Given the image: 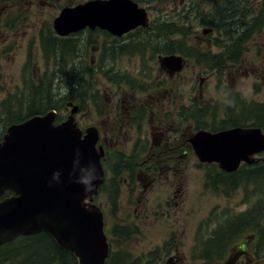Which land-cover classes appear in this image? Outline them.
<instances>
[{
	"label": "rangeland",
	"instance_id": "rangeland-1",
	"mask_svg": "<svg viewBox=\"0 0 264 264\" xmlns=\"http://www.w3.org/2000/svg\"><path fill=\"white\" fill-rule=\"evenodd\" d=\"M21 1L15 6L0 3V132L3 127L2 105H6V101L29 105L30 95L24 90L31 91L34 87L37 88L42 80L48 83L51 81L49 86L60 97L67 89L66 87L60 89L63 85L74 88L69 85V80L75 85L73 92L75 94L79 93L78 90L84 92V89L77 86L76 79L84 81L83 88L87 91V96L80 109L82 111H78L76 115V120L81 127L96 125L101 131L117 127L116 122H109L106 119L109 111H117V108L112 105L114 101L132 95L145 99L153 90H159L161 97L167 99L173 96L178 101H183V97L189 95H203L201 102L203 106L200 110L203 112L235 111L241 114L246 112L243 111V106L246 108L253 103L264 104V28L246 41L245 50H242L235 61L225 60L221 67H215L207 61L198 60L201 55L197 57L195 48H199L200 52L210 53V57L214 53L221 52H224L225 56L229 55L226 42L219 38V36L225 37L223 30L221 33L217 30L204 33L209 27L203 25L200 20L201 13L208 12L214 0H159L154 4L142 2L141 5L148 8L152 20L149 27L131 33L126 36L125 41L115 40L113 36L98 30L86 35L62 38L61 40H69L73 46L75 44L77 52L74 55V50L69 51L67 61L63 62L59 49L60 65L50 60L49 53L45 54L40 38V31L45 22L54 17L56 12L54 6L39 0ZM83 1L86 0H72L74 4ZM66 2L67 0H63V3ZM223 2L224 0H219L220 4ZM252 3L256 5L255 0H252ZM20 13L22 16L17 17ZM157 18L189 27L185 35L172 36V39L182 40L187 53L182 54L186 57L185 68L174 78H164L162 75L164 71L158 60L161 49L157 48V43L152 39ZM6 22L12 24L11 27ZM235 24L234 29H238V19ZM240 31L239 27L234 34L235 40L238 39ZM137 39L143 42L142 51L137 50L131 54L121 53L123 45ZM60 43L61 46L64 44ZM97 43L103 44L98 47ZM238 44L236 42V46ZM105 49H114L117 52L113 56L110 54L111 51L106 53ZM223 66L224 70H221ZM72 67H74L73 70H71ZM201 79L203 80L200 84ZM67 93H72V90L70 89ZM231 100H234L235 106L238 107L231 109ZM216 103L218 104L215 106ZM70 112L66 113L62 109L60 115H66L67 118ZM122 130L121 137L117 138L127 143L128 135H131L134 129L123 127ZM119 153L114 151L106 153L104 166L110 168V173L107 190L99 196V204L106 212V224L109 229L117 223L131 224L135 229L124 239L108 234L113 247L129 248L134 258L171 239V233L175 230L182 264H202L198 247H196L197 236L207 239L213 234L222 218L229 213L236 214L240 218L247 207L264 209L263 175L258 179L244 175L239 186L232 187L231 191H229L231 188L220 189L214 185L209 188L206 172L192 159L185 173L184 185H180L181 188L183 186L185 195L174 196V194L163 193L168 189L166 188L167 180L162 177L156 184L154 192L141 196L136 194L135 175L125 180L123 176L127 173L120 175L116 172V160ZM131 153L127 152L129 155ZM242 175L243 172H240L238 177L241 178ZM117 191L116 199L118 200L114 214L112 212L114 206L112 209L109 205L112 204L111 201ZM216 205H219L221 210H214L213 207ZM225 209H233V211H225ZM255 221L264 223V214ZM252 228L256 234L252 236L251 244L257 245L260 240H264V232L259 233L260 227ZM182 234L183 237H181ZM244 239L246 235L237 241L242 242ZM262 252L261 250L259 255ZM168 258L167 255H161L159 260L157 257L140 260L141 264H166ZM238 262L239 258L232 256L226 264H238ZM256 263L263 264V260Z\"/></svg>",
	"mask_w": 264,
	"mask_h": 264
},
{
	"label": "water",
	"instance_id": "water-1",
	"mask_svg": "<svg viewBox=\"0 0 264 264\" xmlns=\"http://www.w3.org/2000/svg\"><path fill=\"white\" fill-rule=\"evenodd\" d=\"M149 23L148 11L135 0H87L66 6L54 19L59 35L86 27L101 28L121 36ZM212 28L204 32H210ZM160 63L170 71L184 66V57L161 55ZM72 105V103H70ZM74 105L67 119L56 124V111L34 115L8 127L0 142V245L19 235L41 231L74 254L79 264H105L110 245L104 230V214L94 202L105 180L104 157L99 129L85 131L75 120ZM195 153L202 161H217L228 171L242 161L264 151L260 128L234 127L216 133L201 130L191 137ZM95 168L99 179L91 191L77 183L90 178ZM59 178L54 179V173Z\"/></svg>",
	"mask_w": 264,
	"mask_h": 264
},
{
	"label": "flooded vegetation",
	"instance_id": "flooded-vegetation-1",
	"mask_svg": "<svg viewBox=\"0 0 264 264\" xmlns=\"http://www.w3.org/2000/svg\"><path fill=\"white\" fill-rule=\"evenodd\" d=\"M39 1L54 6L56 12L53 19L46 21L44 25L47 24L53 30L54 35L60 40L63 37L69 38L82 34L86 35L98 30L113 36L115 40L125 41L126 36L142 29L140 27L118 36L101 28L91 29L86 27L65 36L59 35L54 29V19L61 13L64 7L74 6L79 3L74 4L72 0H67L66 3H63V0ZM1 2L6 6H15L22 1L0 0ZM6 23L11 27L12 24ZM101 44L103 43H97L96 45L99 47ZM184 60L186 61L185 56ZM185 66L186 63L180 71L173 72L161 65L164 71L162 75L164 78H174L183 71ZM221 70H224V66ZM159 93V90H153L145 99H140V96L133 95L117 99L118 101H114L112 104L117 108V111H109L107 113L108 118H106L109 122H116L115 125L117 127H113L108 131H103V129L101 131L97 126L100 132L99 145H102L105 151L104 159L106 152L110 151L122 152L125 156L132 157L129 160H124L123 163H119L120 170L117 173L120 175L127 173L126 176H123L125 180L135 175L136 194L142 196L154 192L156 184L160 178L164 177L167 180L166 188L170 191L165 190L163 193L166 195L174 194V196L179 194L185 195L186 192H183V186L181 188L180 185H184L183 182L186 179L185 173L190 166L191 159L206 172V181L209 188L213 187V185L220 189H227L228 187L231 188L229 191L232 190V187H238L240 180H242L244 175L247 176L248 172H252L256 168H262V165H264V151L254 154L251 162L242 161L240 166L234 171L222 168L221 163L217 161H202L195 153L191 137L201 130L216 133L234 127L260 128L264 134V117H256L250 112H242L241 114L235 111H231L230 113L203 112L200 111L203 106L201 103L203 95H189L188 97H183V101H178L173 96L167 99L161 97ZM217 104L214 105L216 106ZM205 105L213 106L211 104ZM230 105L231 109L238 107L235 106L236 102L234 100H231ZM78 111L82 110L79 109ZM123 127L134 129V132L128 135L129 142L127 143L121 142L117 138L121 137L120 132L123 131ZM127 152L132 153L129 155ZM109 169V167L105 169L107 171L106 178H109ZM240 172H243L241 178L238 177ZM222 184L227 186H223ZM137 199L141 200V198ZM111 206L112 204L110 203L109 207ZM218 206L216 205L213 209L217 211L221 210ZM225 211L232 212L233 209H225ZM261 214H264L263 208L251 209L250 207L244 209L240 218L236 214L229 213L228 216L222 218L213 234L207 239H201L200 236H197L196 247H198L202 264H223L224 262L226 264L232 256L239 258L238 264H257L256 261L259 263V260H263L264 264V240H260L257 245L251 244V238L256 234V231L252 228L253 226L262 227L258 228L259 233L264 232V223L262 221L259 223L254 222L259 219ZM106 231L108 234H111V229L108 228L107 230L106 228ZM171 234L172 238L165 241L164 245L157 246L143 255L137 256V258L140 260L141 258L157 257L159 260L161 255H167L169 258L166 264H182V255L177 247L178 240L175 230ZM245 235L246 239L242 240V242L237 241ZM183 236L182 234L181 237ZM172 246L173 251H171ZM196 247L195 251L197 253ZM261 250L263 252L259 255Z\"/></svg>",
	"mask_w": 264,
	"mask_h": 264
},
{
	"label": "trees",
	"instance_id": "trees-1",
	"mask_svg": "<svg viewBox=\"0 0 264 264\" xmlns=\"http://www.w3.org/2000/svg\"><path fill=\"white\" fill-rule=\"evenodd\" d=\"M136 1H139L140 3L146 2L154 4L159 0ZM255 3L256 5L252 3V0H224V2L220 4L219 0H214V2L211 3V9L208 12L201 13L200 20L203 25H206L213 30H217L220 33L223 30V35L225 37L221 38L219 36V38L226 42V48L229 51V55L225 56V53L221 52L217 54L214 53L210 57V53L200 52L199 48H195V51L198 54L197 57L201 55L198 60L202 59L214 66H222L225 60H237L242 53V50H245L246 48V41L264 28V0H255ZM20 16H22L21 13L17 17ZM155 19L153 20L155 21ZM237 19L239 22V26L237 25V28L239 29L240 27L241 31L237 37L238 39L235 40L234 34L238 29H234V27ZM156 21L152 39L157 43V48L161 49L159 53L170 54L179 52L186 55L187 53L182 40L172 39V36L176 34L185 35L189 27L184 25L179 26L177 22L173 23L164 19L161 20L160 18H157ZM47 30L48 32H46ZM40 32L42 49L45 54L49 53L48 57H50V60L57 65H60L61 62L59 49L62 53L63 62L67 61L69 51L74 50V55L77 52L75 44L73 46L69 40H60L57 38L49 26L44 25ZM160 37L162 39H160ZM60 42H63L64 44L61 46ZM236 42L239 43L237 46ZM56 43L57 45H55ZM123 46L124 47L121 48V53L128 52L131 54L133 52H137V50L142 51L143 42L137 39ZM105 52H110V54L114 56L117 51L114 49H105ZM73 69L74 67H72L71 70ZM65 74H68V72H65ZM76 82L78 83L77 86L84 89V92L78 90V94L73 93L75 85L72 84L71 80H69V85L74 86V88L63 85L60 89H63L64 87L67 89L62 92L64 95L60 97L53 92L52 88L49 86L51 81L48 83V81L42 80L41 83L38 84L37 88L34 87L31 91H26L27 89L24 90V92L30 95L29 105H19L15 102L8 103L6 101L7 104L5 103L6 105H2L3 115L1 122L3 127L0 132V142L3 140L4 134L6 133L8 126L11 124L22 122L34 115L45 114L52 109L57 111L56 123H59L66 119V115H60V111L62 109L66 113L71 111L72 106L74 105H78V108L82 109V104L85 103L84 100L85 96H87V91L83 88L84 81L76 79ZM70 89L72 90V93L66 94V92ZM70 103H72V105H70ZM243 107V111L250 112L256 117H264V104L253 103L251 106H247L246 108L245 106ZM131 158L132 157L125 156L122 152H120L116 160V172L120 170V162L123 163L124 160H129ZM262 175L264 176V165H262V168L260 169L256 168L254 171L248 172L247 176L258 179L259 177H263ZM108 180L109 178L107 177L100 187V194L107 190ZM10 193L11 192L8 191L6 194ZM117 196L118 191L112 201L110 200L114 206L112 211L114 214L116 210V202L118 200L116 199ZM254 222L257 223L256 221ZM134 231L135 229L132 228L131 224L117 223L112 226L111 235L118 239H124ZM0 264H79V262L74 254L61 247L49 233L42 231L32 235H20L13 241L1 245ZM105 264H141V262L139 258L133 257V253L129 248L113 247V244L111 243V250Z\"/></svg>",
	"mask_w": 264,
	"mask_h": 264
},
{
	"label": "clouds",
	"instance_id": "clouds-1",
	"mask_svg": "<svg viewBox=\"0 0 264 264\" xmlns=\"http://www.w3.org/2000/svg\"><path fill=\"white\" fill-rule=\"evenodd\" d=\"M91 172H92V175H91L90 178L79 177L78 180L76 181L77 183H80V184H82L84 186L85 191L93 190V188L95 187L93 182L95 180L99 179V176L96 175V173H95V168L94 167L91 168ZM59 175H60L59 172L54 173V177L53 178L54 179H58Z\"/></svg>",
	"mask_w": 264,
	"mask_h": 264
}]
</instances>
